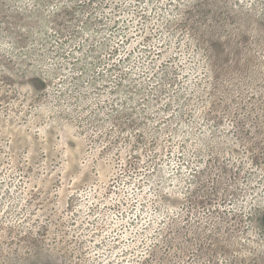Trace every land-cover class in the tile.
<instances>
[{"label": "rangeland", "instance_id": "374dc122", "mask_svg": "<svg viewBox=\"0 0 264 264\" xmlns=\"http://www.w3.org/2000/svg\"><path fill=\"white\" fill-rule=\"evenodd\" d=\"M0 264H264V0H0Z\"/></svg>", "mask_w": 264, "mask_h": 264}]
</instances>
